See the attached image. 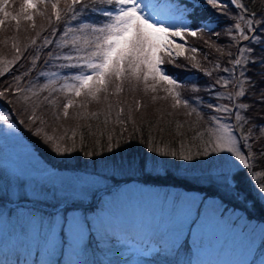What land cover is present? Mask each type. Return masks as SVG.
Returning <instances> with one entry per match:
<instances>
[{"label": "snow or ice", "instance_id": "snow-or-ice-1", "mask_svg": "<svg viewBox=\"0 0 264 264\" xmlns=\"http://www.w3.org/2000/svg\"><path fill=\"white\" fill-rule=\"evenodd\" d=\"M204 4L221 13H226L227 8L224 0H203ZM253 0H249L252 3ZM14 0H0V26L5 25L7 21H14L16 29L19 31L21 21L30 22L28 27L35 31L37 24L35 17L40 16L47 20V25L50 27L52 37L58 36V40H53L49 36L43 38L40 47L47 48L49 45L55 44L58 49L68 48L69 51L63 54L48 52L50 61L63 60L65 63L59 65L62 69H75L74 72L61 76L58 72L51 73V77L46 83L41 84L38 90H35V85L27 88L20 86L22 79L21 75L14 76L16 87L13 95L17 101L23 102L25 105L32 103V112L28 116V120L35 124L39 121L38 127L35 128V135L41 137L45 144H48L52 151L64 156L66 153L77 152L76 137L78 129H88V134L91 135V124H81L82 120L95 119L103 115L104 129L112 123V111L114 105L109 102L110 97H118L125 90L135 93L143 91L145 93H165L164 96L153 95L151 98L156 100H171V109H185L184 115L192 116L195 114L201 117V112L197 110L189 99L182 95V85L170 74L165 65L176 66V62L183 58L191 60V68L201 69V65L197 62L196 54L201 52V49L189 44L188 38H197L201 32H213L211 22L201 21L193 26L190 17L194 14L195 8L198 6L185 3L184 0H170V2L157 3L156 0H22L18 12L10 11V6ZM63 4V7L60 5ZM228 6H234L237 14L233 17L234 24L232 28L235 35L231 32L233 41L240 44V41H248L250 44L264 45V19H255L256 13H249L248 5L242 3L241 0H227ZM43 5L46 10L51 8V13L48 14L42 10ZM99 13L103 17L102 22H97L91 14ZM251 15L253 18H247ZM92 21V22H88ZM72 22H76L73 24ZM258 25L259 27H255ZM57 26H62V32L58 31ZM46 31L44 25L40 26L39 31H35V36L26 37L30 42L26 43L21 48L18 37H7L0 43L7 44L8 39L12 40V48L15 55L11 60L0 61L3 67H0V76L11 71V65H15L24 56V53L32 46L37 44V37L42 32ZM217 37L220 33H214ZM254 34V35H250ZM205 45L213 47V43L209 40L203 41ZM217 51H223L217 47ZM264 52V48L261 49ZM238 55L233 56L228 53L230 59L228 64L231 67H222L219 62H213L211 69H203L204 76L211 78L214 72L228 73V76H220L214 80V83L209 87L219 86L227 89L231 86L234 91L221 93L217 91L215 95L216 101L224 100L227 103H207V107L213 110L214 113L234 115L237 121L235 129L221 121L219 116L213 115L208 118L210 127L205 131H197L195 138L203 141L204 147L197 149L196 155L209 156L211 153H226L224 159L230 165L227 171L213 172L210 170L207 175L194 176L192 180L196 182L204 181L209 184L216 185L226 191L237 200L243 201L244 194L237 191L235 182L230 173L232 168L242 166L244 171H252V160L259 155L264 158V145L256 152L252 150L250 143L254 132H259L261 139H264V123L257 124L253 117L247 116V113L252 108V103L239 102V98H247L251 100L252 96L257 97L254 101L256 104H264V81L259 85L255 84L251 77H246L244 68L247 63H256L264 67V57L259 60L249 61L246 54L254 52V48L250 46H240L237 48ZM190 53L191 55H186ZM40 59V51L36 49L32 58L31 65L34 68L37 60ZM204 59L208 60V55H204ZM241 68L239 76L235 75V69ZM32 69L29 68L23 73V76H28ZM41 76H48L49 73L41 72ZM58 80L63 82L56 87ZM246 83L251 87V95L246 91ZM11 85L4 88L0 92V97L5 96L11 89ZM258 87V91L256 90ZM48 92L42 100L39 99L41 92ZM193 91H197L196 86H193ZM25 93H30L26 95ZM53 93H62L64 102L61 105L60 111H52V119L59 127H63L58 122L61 118L64 120L72 119L76 121V125L70 129L64 130L61 134H57L55 128L49 134L43 131V125L46 121L42 117L36 115V109L41 104L55 106L59 100L53 96ZM212 94L211 92L209 93ZM36 97V100L32 98ZM84 97V100L78 101L77 98ZM107 104V110L103 112H87L89 102ZM199 102V101H198ZM120 101L117 100L116 107H119ZM136 110L141 108V101H135ZM78 108L82 111H76L70 114V109ZM233 109H236L234 112ZM243 110L245 114H242ZM124 108L119 107L116 112L115 123L117 125L134 124L135 119L131 106H129L127 116L124 117ZM172 116V112L167 113ZM123 117V118H122ZM8 115L0 113V122H8ZM251 125L247 131L244 130V125ZM11 128V124H8ZM183 125L176 122V128L180 129ZM163 131V129H160ZM69 131L71 135H69ZM240 132L239 138L234 132ZM105 133L102 132L101 135ZM179 135V132H177ZM120 139L114 140L113 135L107 134V141L101 144L100 140H96V145L104 152L114 154V148L118 149L123 142V133H120ZM207 135V140L204 136ZM131 138H135L134 134ZM80 143L83 146L85 141V133L80 132ZM242 142V143H240ZM151 140L148 141L150 152H157L160 156H177L176 151H164L151 146ZM238 143L240 146H238ZM181 152L179 159L191 161L194 156L189 149L185 152L184 144L181 143ZM247 149V152L243 151ZM84 156L93 157L100 156L99 151L85 150ZM234 158V160L232 159ZM104 159H108L104 157ZM235 162H238L236 164ZM147 167L146 162H141V168ZM124 165L112 161V170L122 171ZM14 174L19 178L20 174L13 170ZM55 172L42 170L39 175L28 178L27 186L21 184L14 188L10 195L18 199H27L31 206L17 205V208L10 210L8 216L13 217V221L19 223V234L21 236L39 235L42 242L40 248L47 255L46 264H95V261L89 259H67L69 252L77 257H86L90 251L89 243L95 242L102 245L108 251H111L112 238L118 233L113 229L112 222H102V217L109 213L102 209L96 215L88 217L82 215L74 209L80 207L76 201H83L88 197L90 189L101 183L102 177H81L75 178L68 187L62 184L55 185L57 190L50 187L52 178ZM264 176L262 172L253 171L251 180H258ZM258 192L260 199L264 200V181L258 184ZM5 196L9 195L7 189H4ZM173 204L180 201L181 204H187V208L183 210V219L185 223H195L193 217L194 211L198 214L199 206L204 204L203 199H198L196 196H185L176 194L172 198ZM54 200L57 203L52 205L54 212L45 216L39 209L32 207L44 201ZM59 204V207H57ZM8 220L7 216L0 211V221ZM126 227L136 230L143 228L149 235L155 236L157 232L151 225L144 224L136 219L124 221ZM74 227L78 231L74 232ZM74 232V236L70 239L69 233ZM94 234V237H93ZM67 237V241L63 237ZM259 244L257 247L258 257H254L249 264H264V229L259 233ZM179 237L171 246L165 244L164 251L169 256L179 254L177 247ZM256 243L255 239L251 241ZM66 243V252H65ZM94 253L95 249H91ZM158 253L159 250L156 249ZM63 257V259H61ZM19 264H28L27 261L20 260ZM32 264H40L39 259L32 261ZM175 264H182L181 261H175Z\"/></svg>", "mask_w": 264, "mask_h": 264}, {"label": "rangeland", "instance_id": "rangeland-1", "mask_svg": "<svg viewBox=\"0 0 264 264\" xmlns=\"http://www.w3.org/2000/svg\"><path fill=\"white\" fill-rule=\"evenodd\" d=\"M197 1L200 2L206 14H219V16H215L216 19L213 17L214 20L232 18V15L229 16L230 12L228 11L226 13H221L212 9L210 6L205 5L203 0ZM156 2L163 3L166 2V0H156ZM21 3L22 0H14V3L10 6L9 10L18 12ZM60 6L63 7V4ZM40 8L45 10L43 5H41ZM45 11H50L48 12V14H50L51 8L48 7ZM200 14L202 16V11ZM92 16L95 17L97 22L103 21L99 20L100 18L96 14H93ZM36 17L38 21H36L37 29L35 31H39L40 26L43 25L44 18L40 16ZM203 18L205 17L203 16ZM73 23L75 24L76 22ZM21 25H24L25 27L22 28V26H20L21 29L19 31L16 29L14 21H7L5 25L0 26V41H3L7 37L17 36L20 46L23 48L26 43L30 42L26 39V37L35 36V31L31 30L27 26L26 21L22 20ZM61 27L62 26H57L59 30ZM214 33L218 32H216V30H213V32H201V35L197 38H188L189 44L201 49V52L196 54L197 62L201 65V69L198 70L191 68L190 65L192 61L185 60L183 58H180L176 62V66H171L177 70H181L182 72H192L194 70L203 71L202 67L205 68V66H207L212 59L216 62L217 60L220 61L225 59L227 54L223 50L224 46L220 44V35L217 37ZM41 37H44V34L41 35ZM38 39L39 37H37V44L30 47L24 53L21 60H19L16 64L20 63L24 65L25 63L29 65V68L32 70H39V66L41 64V72L49 73L48 76H44L46 78L48 77V80L52 78L51 73L53 72H58L61 76H63L75 71V69L60 68L59 65L65 63L63 60L50 61L46 64L45 61L48 59V52L40 48L39 51L41 60H37V63L33 68L31 65V55H33L35 50L38 49ZM204 40H209L213 43V47L205 45L203 42ZM217 47L223 51H217ZM50 49L52 52L60 54L69 51L68 48L58 49L55 44L51 45ZM31 51L33 53H31ZM205 54L208 55V60L204 59ZM14 55L15 53L12 48L11 39H8L7 44L0 43V61L11 60ZM186 55L191 54L186 53ZM3 66V63L0 62V67ZM12 66L13 65H11V67ZM62 82V80H58L56 85ZM2 83H4L5 86H9L5 80ZM10 85H12V82ZM15 87L16 83H14L10 91L3 96L5 101L2 97H0V113L7 114L9 118L7 123L0 122V211H2L8 218V220L0 221L1 253L8 255L10 254L9 251L14 249L17 251L16 256L23 257V253L27 252L33 258L37 255L38 257L35 259H39L40 264H46L48 257L40 248V244L42 242L41 236H21L19 234V223L13 221V217L8 216V212L16 209L17 205L31 206L29 200L12 197L10 193L14 188H17L21 184L26 187L29 177L39 175L42 170H47L55 172V176L52 178L50 187H53V190L57 191L58 189L55 188V185L62 184L63 186L68 187L75 178L102 177L103 179H101V183L90 189L88 197L85 200L76 201V203L80 204V207L74 209V211H77L82 215L92 217L104 209L109 213V215L102 217V222H112V227L118 228L114 229L115 231L126 227L124 221L129 219L139 220L144 224L151 225V227L157 232L158 239L160 241V243L156 246L153 245L146 250H140L136 248L133 243L131 244L129 242L122 241L114 236L111 241V251H108L102 245L95 242V239H93V242L89 243L90 251L86 257H77L70 251L67 259H89L95 261V264H175V261H181L182 264H205L207 261H213L215 264H249L254 257L259 256V253L257 252L260 239L259 233L260 230L264 228L259 226L256 228L244 222L239 218L241 216L239 212L232 213L234 211H223L221 203L217 202L215 199L204 200V198H202L198 193L184 194L181 192V195L196 196L198 199H203L205 201L204 204L199 206L198 214L194 211L193 217L190 218L195 219L196 222L185 223L183 219V210L187 208L188 205H182L180 201H176L173 204L171 197L176 195L175 192L171 193L169 196V193L166 191L155 190L143 181L138 183V181H134L132 179H130L132 181H121L124 185L120 186L117 191L112 192V184L118 181L109 178L107 175H67L54 168V165L49 164L47 161L46 155L55 161V163L59 164V154L53 152L51 147L48 144H45L41 137L34 134L35 128L40 125L39 121L33 124L28 120V116L32 112L33 105L31 102L25 105L23 102L17 101L16 96L13 95ZM1 90L3 91L4 88ZM181 92L185 98L189 99V102L195 99L191 97L189 98L188 94L197 95L196 91H193L192 88H188L184 85H182ZM25 94L30 95V93ZM153 95L164 96L165 93H145L142 90L131 93L125 90L123 93H120L118 97H110L109 102L114 105V108L112 111V123L108 125L106 130L103 125V115L99 116L98 120H82L79 123L91 124L92 128L96 129L95 131L98 136V133L101 134L107 130H109L108 133H110L113 129L124 128H126L124 132L127 134L128 127H134L136 124L147 119L159 120L160 122H163L164 125L167 124L168 120L175 123L187 121V123L182 124L183 127H181L180 132H182L181 134H183V137H185L186 134H190L186 131V129L188 131L190 130L193 121L188 120L190 118H195V114L192 116H186L184 115L186 110L183 108L178 110L171 109L170 105L172 101L170 99L167 101L159 99L153 101L151 98ZM32 99L36 100L35 97ZM77 99L78 101H82L84 100V97ZM117 100L120 101L119 107H123L125 110L124 117L127 116L129 106H131L135 119L134 124L117 125L115 123L116 112L119 111V107H116ZM136 100L141 101L142 106L139 111L136 110ZM61 105L62 103H58L55 106V109H53V107L49 105L41 104V106L36 109V115L38 117H42L46 121L45 126H42L44 132L51 134L53 128H55L57 134H61L64 130L70 129L76 125L77 122L72 119L64 120L61 118V121L58 122L63 125L61 128L53 121L52 111H60ZM22 106H24L22 108L23 111L21 109ZM18 107L20 108L19 110L17 109ZM106 110L107 104L101 101L99 104L96 102H89L87 109L84 111L103 112ZM21 111L22 116L19 115ZM69 111L71 114L82 110L74 108ZM168 112H172L173 115L168 116ZM19 117L21 118L20 120ZM200 119V122L203 121V117ZM96 123L99 128H97ZM8 124H11V128L8 127ZM92 128L91 132H93ZM80 130L81 129L77 130L76 144L78 143V131ZM170 132L171 131H169V135H171ZM173 133L178 135L177 132ZM69 134H71L70 131ZM94 137L96 136L93 134L90 135V142H92ZM199 141L201 142H199V146L202 149L204 147V143L201 139ZM196 153L197 151L193 153V160L180 161L183 164H181L182 167H179L178 171H185L190 176L194 177L207 175L210 170L213 172L227 171L230 166L224 159V157L228 155L226 153H211L209 156H198ZM232 159L234 160V158ZM158 162L161 163L160 161ZM235 163L238 164V162ZM60 165L65 166L63 163ZM156 166L158 167L157 170L159 172L163 171L159 165ZM241 167L242 166H239V168ZM105 168L106 167L101 166L100 163L97 167V171L101 172V174H107ZM239 168H232L230 175H232L233 171ZM13 170H16V173L20 174L19 178L16 174H14ZM108 172H110V170H108ZM121 172L124 173L125 171L122 170ZM136 184H138L139 187L136 186ZM204 184H206V182H204ZM4 189L8 190L9 195L5 196L3 194ZM219 191L227 194L222 188H219ZM54 203L57 202L54 200L44 201L32 207L39 209L45 216H47L54 212L52 207ZM57 207H59V204H57ZM243 229L245 230L243 231ZM139 230L142 234H147V239L149 236L148 232L143 228H139ZM76 231H78V228L74 227V232ZM74 232L69 233L70 239L74 236ZM145 235L143 237H145ZM177 236L179 237L177 244L179 254L176 256H169L164 251L165 244L167 243V245L171 246L174 242H176ZM253 239H255L256 243L251 242ZM63 240L66 242L67 237L64 236ZM93 248L95 249L94 253L91 251ZM156 249L159 250L158 253L156 252ZM66 251L65 243V252ZM61 259H63V257H61Z\"/></svg>", "mask_w": 264, "mask_h": 264}, {"label": "trees", "instance_id": "trees-1", "mask_svg": "<svg viewBox=\"0 0 264 264\" xmlns=\"http://www.w3.org/2000/svg\"><path fill=\"white\" fill-rule=\"evenodd\" d=\"M242 3H245L248 5L249 13L252 11H255L256 16L255 19H264V0H253L252 3H249V0H241ZM47 13L50 11H46ZM92 15V14H91ZM251 15H248L250 17ZM252 17V16H251ZM253 18V17H252ZM38 21L37 17L35 18V22ZM234 22L232 21H223L218 22L216 32L220 33V44L223 47V50L226 52L227 56L225 59H222L219 62L222 67H231L228 64V60L230 57L228 56V53L231 52L233 56L238 55L237 48L240 46L246 45L248 41H240V44H237L236 41H233L231 39V36L228 35L229 32L232 33V35H235V31L232 28V25ZM29 24H27L28 26ZM43 25L46 29V32L50 29V27L47 25V20L43 19ZM256 27H259L256 25ZM60 32V30L58 29ZM43 34H45L43 32ZM48 35L51 33L48 32ZM254 35V34H253ZM264 35V33H262ZM250 47L254 48V52L248 55L249 61L253 60H259L260 58L264 57V52L261 51L262 48H264V45H256L252 44L249 45ZM47 52L51 51L50 47L44 49ZM31 53H33L31 51ZM33 56V55H31ZM41 57V55H40ZM41 60V59H39ZM213 62H216L214 59L210 61V63L204 67L203 69H211L213 66ZM42 65L40 64L39 70L33 69L29 72L28 76H23V73L29 69V65L25 64L22 65L20 63L15 64L11 67V71L7 74L5 73L4 76L0 77V92H2V88H5L7 86L4 85V80L10 85L12 82V85L15 83L14 76L21 75L22 79L20 81V85L22 87H29L31 84L35 85V90L39 89V86L41 84H44L48 81V77L40 76V73L42 70L40 68ZM244 68L248 69L245 72L246 77H251L253 82L257 85H259L262 81H264V67H261L259 64L256 63H247L244 65ZM242 69H238L237 73L235 71V75L238 77L239 72ZM203 72V71H202ZM180 78L182 80H185L189 77H191V74H187L185 72L180 73ZM220 76H228V73L223 72H214L213 76L211 78L204 76V74L200 75L194 80H188L189 85L186 87L192 88L195 85L197 88V95L194 94H188L189 98H194L195 100H192L190 103L197 108L198 111L201 112V117L190 118L188 121L192 120L191 128L187 132L190 134H186L185 137H183V134H181V128H176V123L168 120L167 124L164 125L163 122H160L159 120H153V119H147L144 120L138 124H136L134 127H128L126 134L124 129H113V131L110 132V134L113 135L114 140L120 139V133H123V142L120 144L118 149L114 148V154L107 153L102 150V148L98 147L96 145V140L99 139L101 144H105L107 141V134L108 131H104V135H101L95 131L96 129H93L92 134L96 137L90 142V135L88 134V129H81L78 131L79 136L80 132L83 131L85 133V141L84 145L82 146L80 143V139L78 136V143L76 144V148L78 149L77 152L74 153H66L64 156L58 155V161L59 164L65 165V167L68 168H77L82 170H89L92 172H98L97 167L101 163V166L106 167V173H102V175H107L111 179H124L128 180L131 178L132 175L139 176L141 178L147 179V185L151 183H155L154 187H160V188H166L172 190V189H180L183 191H188L191 193H198L201 195L204 200L207 199H215L221 203L223 207V211H234L239 212L242 214V217L244 218L245 222L250 224L253 227H261L264 226V200L260 199V195L258 192V184L260 181H264V176L258 178V180H251V176L253 174V171L256 172H262L264 173V158H261L259 155L255 156L252 160L253 169L252 171H244L243 168H239L235 171H233L231 177L235 182V187L237 191H240L244 194L243 201L237 200L231 195L225 194L222 191H219V188L216 185L206 183L200 181L196 182L192 180V176H190L185 171H178L179 167H182L180 161L182 159H179V153L181 152V143L184 144V151L187 152L189 149L191 150L192 154L197 151V149H201L199 144L201 143L199 138H195V134L197 131H205L206 128L210 127L208 118L216 115L219 116L221 121L225 124H228L233 129L237 126V121L235 120L234 115H227V114H221V113H214L213 110L209 109L206 105L208 102L215 103H227V101L220 100L216 101L215 99V93L217 91L221 93L234 91V89L229 86L227 89L220 88L218 85L215 87H209L214 83V80L217 77ZM2 81V82H1ZM56 87H59V83L55 85ZM246 91L251 95L252 89L251 87L246 83L245 85ZM258 91V87L256 89ZM212 93L211 95L209 93ZM48 95V92H41L39 99L42 100L44 96ZM53 96L56 97L59 100V103L64 102V95L62 93H53ZM3 98V97H2ZM36 98V97H35ZM37 99V98H36ZM257 99V97L252 96L251 100L247 98H239V102L244 103H252L251 110L247 113V116L253 117L254 122L257 124L264 123V104H256L254 101ZM5 101V99L3 98ZM199 101V102H198ZM8 103V102H7ZM20 107V106H19ZM17 108L18 110L20 108ZM24 106L21 107V109ZM52 107V106H51ZM31 108V107H30ZM23 111V109H22ZM22 111L19 113L20 116H22ZM235 112L236 109H233ZM242 114H245L243 110H240ZM203 117V121L200 122V118ZM18 119V117H17ZM21 118L19 117V120ZM187 121H181V124H185ZM97 124V123H96ZM26 125V124H25ZM189 125V124H188ZM45 124L43 125V127ZM193 126V130H192ZM251 127V125H244V130L247 131L248 128ZM97 128L98 124H97ZM163 129L161 131L160 129ZM169 131L171 135H169ZM179 132V135L174 134L173 132ZM95 132V133H94ZM100 132V131H99ZM135 136V138H131L132 136ZM234 134L239 138L241 135L240 132L236 131ZM71 135V134H69ZM169 135V136H168ZM207 135L204 136V139L207 140ZM151 140V146L159 148L164 151H176L177 156H160L157 152H150L148 150L149 144L148 141ZM200 142V143H199ZM242 143V142H240ZM250 143L252 144V150L256 152L258 149L261 148V145H264V139H261L259 136V132H254ZM238 146L240 144L238 143ZM85 150H95L100 152V156H93V157H87L84 156L83 152ZM243 151L247 152V149H243ZM104 157H107L108 159H104ZM46 158L54 163L51 158H49L46 155ZM115 160L116 162L120 163L122 162L124 165L123 170L125 171L122 173L121 171H116L115 173L112 170V161ZM160 161L161 163H159ZM141 162H146L147 167L145 169L141 168ZM158 162V163H157ZM156 165H159L162 168V172H159L157 169L158 167ZM66 169V168H65ZM63 169V170H65ZM177 169V170H175ZM110 170V172H108ZM183 172V173H182ZM101 174V172H98ZM113 229H118L113 227ZM134 230H129L128 227H124V229L117 230L116 232L118 235H116L117 238L120 240H124L127 242H133V243H140L138 236L133 232ZM143 242V241H141ZM0 258L2 259V256L0 255Z\"/></svg>", "mask_w": 264, "mask_h": 264}, {"label": "bare ground", "instance_id": "bare-ground-1", "mask_svg": "<svg viewBox=\"0 0 264 264\" xmlns=\"http://www.w3.org/2000/svg\"><path fill=\"white\" fill-rule=\"evenodd\" d=\"M201 11H202V15H204V14H203V13H204V10L198 5V6L196 7V12H197V14L201 15V14H200ZM261 227L264 228V226H261Z\"/></svg>", "mask_w": 264, "mask_h": 264}]
</instances>
